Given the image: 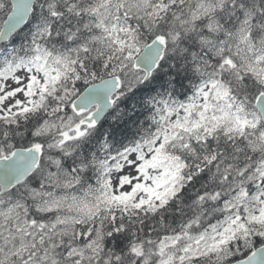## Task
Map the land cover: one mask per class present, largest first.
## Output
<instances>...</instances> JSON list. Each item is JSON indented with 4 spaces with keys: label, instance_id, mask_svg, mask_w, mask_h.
I'll return each mask as SVG.
<instances>
[{
    "label": "snow or ice",
    "instance_id": "snow-or-ice-1",
    "mask_svg": "<svg viewBox=\"0 0 264 264\" xmlns=\"http://www.w3.org/2000/svg\"><path fill=\"white\" fill-rule=\"evenodd\" d=\"M0 264H264V0H0Z\"/></svg>",
    "mask_w": 264,
    "mask_h": 264
}]
</instances>
